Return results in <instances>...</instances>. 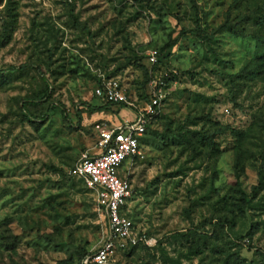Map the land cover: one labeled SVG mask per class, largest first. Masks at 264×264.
Masks as SVG:
<instances>
[{"label": "rangeland", "instance_id": "374dc122", "mask_svg": "<svg viewBox=\"0 0 264 264\" xmlns=\"http://www.w3.org/2000/svg\"><path fill=\"white\" fill-rule=\"evenodd\" d=\"M261 38L264 0H0V70L28 65L0 74V264H81L109 238L76 166L136 112L99 79L140 108L151 74L167 96L124 164L140 241L113 264H264Z\"/></svg>", "mask_w": 264, "mask_h": 264}, {"label": "built area", "instance_id": "2783aa9c", "mask_svg": "<svg viewBox=\"0 0 264 264\" xmlns=\"http://www.w3.org/2000/svg\"><path fill=\"white\" fill-rule=\"evenodd\" d=\"M154 66L159 60L156 54L149 57ZM96 95L108 102L123 103L136 107L133 120L119 125L108 126L98 122V150L94 154H84L75 172L84 178L86 184L95 192L99 207L106 210L109 224V238L98 249L87 253L81 264H113L117 252V240L135 246L139 243L134 225L128 216L133 187L124 175V164L139 156L141 138L149 124L161 114L167 96L168 81L151 74L148 82V99L140 108L129 100L121 85L103 77L99 79Z\"/></svg>", "mask_w": 264, "mask_h": 264}, {"label": "trees", "instance_id": "16d2710c", "mask_svg": "<svg viewBox=\"0 0 264 264\" xmlns=\"http://www.w3.org/2000/svg\"><path fill=\"white\" fill-rule=\"evenodd\" d=\"M71 14H73V12H71ZM4 38H8V33H7V30H5V32H4ZM261 40L262 41H264V38H261ZM2 43H5V41H3V42H0V44H2ZM28 65L27 64H23V65H21V66H11V67H9V68H7V69H2V70H0V74H7V73H16V72H18V71H20L21 69H23V68H25V67H27ZM46 81V80H45ZM109 103H111V102H109ZM112 103H114V102H112ZM118 104H123V103H118ZM106 107L104 106H94V110H99V111H102V110H104ZM51 111H53V110H51ZM160 117V116H159ZM157 119V118H156ZM151 126H152V122L149 124V126H148V128H147V131H146V133L144 134V136L141 138V145H142V143H143V141H144V137L148 134V132L150 131V129H151ZM152 131V130H151ZM87 254V253H86ZM85 254V255H86ZM84 255V256H85ZM83 256V257H84ZM228 264H254V263H248V262H246L243 258H241L240 256H238L236 259H233L232 261H230Z\"/></svg>", "mask_w": 264, "mask_h": 264}, {"label": "crops", "instance_id": "0c3cea01", "mask_svg": "<svg viewBox=\"0 0 264 264\" xmlns=\"http://www.w3.org/2000/svg\"><path fill=\"white\" fill-rule=\"evenodd\" d=\"M134 117H135V114L130 118V120H133ZM126 121H129V120H126ZM121 123H123V122H121ZM121 123H120V124H121ZM116 125H119V124H116Z\"/></svg>", "mask_w": 264, "mask_h": 264}]
</instances>
